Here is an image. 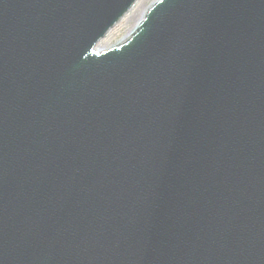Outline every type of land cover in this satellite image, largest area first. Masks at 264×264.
Listing matches in <instances>:
<instances>
[{
    "label": "water",
    "instance_id": "95a60500",
    "mask_svg": "<svg viewBox=\"0 0 264 264\" xmlns=\"http://www.w3.org/2000/svg\"><path fill=\"white\" fill-rule=\"evenodd\" d=\"M0 0V264H264V0Z\"/></svg>",
    "mask_w": 264,
    "mask_h": 264
},
{
    "label": "bare ground",
    "instance_id": "6f19581e",
    "mask_svg": "<svg viewBox=\"0 0 264 264\" xmlns=\"http://www.w3.org/2000/svg\"><path fill=\"white\" fill-rule=\"evenodd\" d=\"M140 1L141 0H138L136 2V4L132 7V9L130 10V12L108 33V35L104 38V40L102 41V45H105V46H111L113 45L114 43H116L117 41H120L126 34H128L131 30V28H129V30H126V33L122 34V29L125 27H127V23H128V20L130 18V15L131 13L139 7L140 5ZM153 1V0H152ZM151 1V2H152ZM141 8H144L143 11L145 10L146 7H141ZM140 8V9H141ZM142 11V12H143ZM141 12V14H142ZM140 14V15H141Z\"/></svg>",
    "mask_w": 264,
    "mask_h": 264
},
{
    "label": "rangeland",
    "instance_id": "374dc122",
    "mask_svg": "<svg viewBox=\"0 0 264 264\" xmlns=\"http://www.w3.org/2000/svg\"><path fill=\"white\" fill-rule=\"evenodd\" d=\"M152 0H141L140 5L138 8H136L130 15V18L127 23V27L122 29V34L126 33V30H129V28L133 27L134 24H136V21L139 19L141 12L144 8L141 7H148ZM141 8V9H140ZM145 8V9H146ZM143 13V12H142Z\"/></svg>",
    "mask_w": 264,
    "mask_h": 264
}]
</instances>
